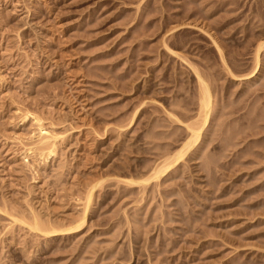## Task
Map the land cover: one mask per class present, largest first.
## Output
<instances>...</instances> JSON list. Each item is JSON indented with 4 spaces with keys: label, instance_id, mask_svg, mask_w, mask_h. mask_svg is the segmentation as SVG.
I'll return each mask as SVG.
<instances>
[{
    "label": "rangeland",
    "instance_id": "obj_1",
    "mask_svg": "<svg viewBox=\"0 0 264 264\" xmlns=\"http://www.w3.org/2000/svg\"><path fill=\"white\" fill-rule=\"evenodd\" d=\"M263 42L264 0H0V264H264ZM194 71L201 144L151 178L202 124ZM90 190L81 231L30 229Z\"/></svg>",
    "mask_w": 264,
    "mask_h": 264
},
{
    "label": "bare ground",
    "instance_id": "obj_2",
    "mask_svg": "<svg viewBox=\"0 0 264 264\" xmlns=\"http://www.w3.org/2000/svg\"><path fill=\"white\" fill-rule=\"evenodd\" d=\"M182 28L184 26H181ZM186 27V26H185ZM186 28H189V25L186 27ZM204 32V31H203ZM206 33V32H205ZM210 36V35H209ZM211 37V36H210ZM211 39V38H210ZM214 42V43H213ZM212 43H213V46L215 44V47L217 48L218 52L221 54L222 58H223V52H222V49L221 47L218 45V43L214 40ZM165 45V43H164ZM166 49L171 51V52H174L172 49H170L167 45H165ZM262 47H264V42L261 43L258 48H257V58H259V53L261 52L260 50L262 49ZM263 50V49H262ZM217 52V53H218ZM175 54V53H173ZM178 56V55H177ZM220 56V57H221ZM256 58V60H257ZM258 61V60H257ZM259 62V61H258ZM256 62V64L258 63ZM261 69V66L259 65V63L256 65V68L254 69V71L252 72V74L248 77H252V76H255ZM195 72V71H194ZM197 74V78L199 81V84L201 86V90H202V96H200V109H199V115L202 117V124L198 125L194 122L192 123H186L185 127H186V134H187V137L186 139H184V142L181 146V148L178 150L177 153L174 154L173 157H171L172 159H168L162 163H160V165H158L153 173H152V176L151 178L153 177L154 179H160L161 177H163L174 165L176 164H179L181 161L183 162L184 161V157L185 155L188 153V151H190L192 149L193 146L197 145L198 143L201 142L200 138L201 135H202V130L204 129V127L208 124L209 122V115L210 114V110L212 108V105L213 103H211V92L209 91V86L207 84V82L205 81V79L199 74L198 71L195 72ZM194 73V74H195ZM212 112V111H211ZM171 114V113H170ZM199 116V117H200ZM37 121H39L38 123H40V119L38 118ZM181 120H179L180 122ZM176 122V121H175ZM182 122V121H181ZM133 123V121H132ZM184 123V122H183ZM181 124V123H179ZM184 125V124H183ZM181 127V126H180ZM183 127V126H182ZM185 129V128H184ZM204 132V131H203ZM39 134H40V139H39V142L36 146V149L39 151V153L43 156L45 155L46 153L47 156L49 155H53L54 153H56L54 150H55V146H56V142L58 140V136L57 135H54V134H50L48 131H46L42 126H40V129H39ZM179 135V134H178ZM203 136V135H202ZM200 140V142H199ZM201 144V143H200ZM191 152V151H190ZM191 154V153H190ZM173 155V154H172ZM151 180V179H150ZM142 180H136V179H132V178H126L124 180V183L126 182L127 184L129 185H132V186H136V184L138 185V183H140ZM146 181V180H145ZM158 181V180H157ZM144 182V181H143ZM145 183V182H144ZM147 183V182H146ZM141 184V183H140ZM139 184V185H140ZM143 185V184H141ZM149 185V184H148ZM93 190V189H92ZM89 193L87 194L88 195V198H87V202L86 204L83 206L82 208V216H81V223L79 225H76L74 227H69V228H56L55 226L53 227L52 225H49L52 226V227H48L47 225L42 227L40 225V223L42 222L43 220V217L40 215V213L38 212H35L33 210L29 211L30 215L32 216L33 218V225L30 224V229L31 230H34L36 231V233H40L41 236L44 235L45 237H47V239H54L55 237H58V236H66V235H70V234H74V233H77L79 231L82 230V226L87 222L86 219L89 215V211H90V202H91V198H92V194H93V191H88ZM14 221H17L16 219ZM22 223V222H21ZM26 223V222H24ZM23 223V224H24ZM42 225H45V224H42ZM43 237V236H42ZM59 238V237H58Z\"/></svg>",
    "mask_w": 264,
    "mask_h": 264
}]
</instances>
